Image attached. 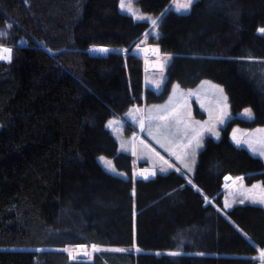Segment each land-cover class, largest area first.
<instances>
[{"label":"trees","instance_id":"16d2710c","mask_svg":"<svg viewBox=\"0 0 264 264\" xmlns=\"http://www.w3.org/2000/svg\"><path fill=\"white\" fill-rule=\"evenodd\" d=\"M172 0H136L159 15ZM120 0H0L11 62L0 60V264H257L264 208L223 210L227 175L264 186V161L230 138L264 126V0H197L169 10L156 43L172 59L159 93L144 86L134 47L149 29ZM104 46L115 51L92 54ZM123 49L127 53H122ZM221 85L235 116L208 136L191 180L133 177L131 155L107 123L134 105L164 102L174 84ZM198 118H205L195 105ZM134 128L127 123V133ZM125 172H108L99 156ZM191 181V183H189ZM212 199L214 203H208ZM72 259L68 246L129 247ZM179 253L170 255L169 253Z\"/></svg>","mask_w":264,"mask_h":264},{"label":"rangeland","instance_id":"374dc122","mask_svg":"<svg viewBox=\"0 0 264 264\" xmlns=\"http://www.w3.org/2000/svg\"><path fill=\"white\" fill-rule=\"evenodd\" d=\"M124 2L126 7L122 9L120 0V12L130 14L136 21L149 23L148 31L136 44L134 52L143 58L144 86L159 93L163 90L166 81V70L172 56L162 53L160 47L152 40H156L159 37L160 23L163 16L169 10L185 14L191 8L187 11L178 10L179 5L184 0H172L166 11L159 15H153L141 11L135 4L136 0H124ZM133 13L136 15H133ZM136 16H143L144 19H137ZM152 20H156V25L152 24ZM9 30V25L0 27V46L12 49L13 53L12 45L5 42ZM102 48L108 49V53L115 51L114 48L99 46L92 48L89 52L92 54L106 53L100 51ZM156 49L158 51H154ZM118 51L127 53L123 49H118ZM161 65L163 66L162 68ZM205 81L209 83L205 84ZM177 85L174 84L172 86L171 92L164 102L150 104L144 102L142 105H134L125 114L126 121L118 117H112L107 123L108 129L119 143V150L131 155L133 177L135 179L149 180L155 178L159 173L166 174L171 171H176L184 174L188 180H191L197 164L198 154L203 149L204 141L208 136L219 140L221 130L233 118L238 117L244 120L253 119V114L250 118L245 115V110L234 116L228 98L226 101L223 99V97H227L223 87L211 80L205 79L196 87L189 89L180 86L177 89ZM174 89H176L175 92ZM219 89H223V93ZM189 93L193 94L190 95ZM225 104L227 107H225ZM195 105L205 115V118L200 119L196 116ZM110 122H112L111 125ZM127 123L134 128V131L130 129L127 133ZM261 130H264V126L243 128L235 125L231 130L230 138L236 146L246 148L251 154L264 161V156H261L259 151L253 152L248 147V144L245 143V141H250L257 149L264 146V131ZM197 133H200L199 147L196 146L193 140L197 136ZM234 134L236 139H233ZM237 140L240 141L239 144ZM98 161L108 172L124 178L127 177L125 172L120 171L116 167L113 159L102 155L98 157ZM169 165H172V167H169ZM189 168H191V171H189ZM161 169L166 170L162 171ZM236 177L241 176H231L229 181L224 180L222 189L224 208L222 212L225 213V211L230 210L238 204H255L264 208V204L253 203L251 200L245 198V196H253L259 199L262 195V189H264L262 183L257 181L253 184H246L243 180V190L240 191H243L244 194L241 195L240 191H238L240 182L236 181ZM253 185H259L260 187L253 189ZM247 190L252 191L249 192ZM241 200L244 202L241 203ZM226 201L230 205L229 207H225ZM207 202L214 203L212 199H208ZM96 248L99 251H94L93 246L90 245H78L68 246L64 248V251L67 249L68 251L66 252L70 254L72 259L79 260H90L94 254L103 251L121 252L114 251V249H126L128 252L134 253L142 252L136 244L129 247L104 248L96 246ZM136 249H139V251ZM261 251H264V248L260 249L258 255L255 256L257 264H264V258L260 256Z\"/></svg>","mask_w":264,"mask_h":264},{"label":"snow or ice","instance_id":"6c2138e0","mask_svg":"<svg viewBox=\"0 0 264 264\" xmlns=\"http://www.w3.org/2000/svg\"><path fill=\"white\" fill-rule=\"evenodd\" d=\"M193 2H194V0H184V2H183L182 4L179 5L178 10H181V11H187V10H189V9L191 8ZM125 7H126V5H125L124 0H121V8L124 9ZM133 15H136V14L133 13ZM136 18H137V19H144L143 16H136ZM151 22H152L153 25H156V23H157L156 20H152ZM258 31L261 32V33H264V28H260V29H258ZM100 51L107 52L108 49H100ZM154 51H158V49H156V50H154ZM11 54H12V49H10V48H5V47L0 46V60H7L8 62H11V59H12V55H11ZM162 67H163V66L161 65V68H162ZM204 83H205V84H208L209 82L205 81ZM212 87H216V86H212ZM176 88L178 89V88H179V85H177ZM175 90H176V89H174V92H175ZM219 91H220L221 93H223V89H219ZM189 94L191 95V94H193V93H189ZM223 99L226 101V100H227V97H223ZM225 107H227L226 104H225ZM245 115H247V116H249V117L251 118V117H252L251 110H250V109H245ZM111 123H112V122H110V125H111ZM142 127H143V125H142ZM209 130H211V129H209ZM261 131H264V130H261ZM199 135H200V133H197V136L193 138V140L195 141L197 147L200 146V145H199ZM233 139H236L235 134L233 135ZM237 143L239 144L240 141L237 140ZM245 143L248 144V147H249L250 149H252L253 152H257V151H259V154H260L261 156H264V146H262L260 149H257V148H255V147L253 146L252 142H250V141H245ZM102 159H103V158H102ZM161 159H162V158H161ZM165 163H167V162L165 161ZM169 167H172V165H169ZM185 167H187V165H185ZM161 170H162V171H165L166 169H161ZM177 170H179V169H177ZM189 171H191V168H189ZM153 175H154V173H153ZM145 178H147V177H145ZM235 179H236V181H239V182H240L239 185H238V191L243 190V179H244V178H243V177H236ZM189 183H191V181H189ZM259 187H260L259 185H253V189H255V188H259ZM247 191L250 192V191H252V190H247ZM240 194L243 195V194H244L243 191H240ZM245 198L251 200L253 203L264 204V189H262V195L259 197V199H257L256 197H253V196H245ZM243 202H244V201L241 200V203H243ZM229 206H230V205H229V204L227 203V201H226V203H225V207H229ZM93 250H94V251H99V249L96 248L95 245L93 246ZM136 250L139 251V249H136ZM65 251H68V250L65 249ZM114 251H121V252H122V251H126V249H114ZM85 254H87V253H85ZM169 254H170V255H178L179 253H175V252H173V253H169ZM260 256H261V258H264V251H261Z\"/></svg>","mask_w":264,"mask_h":264},{"label":"water","instance_id":"95a60500","mask_svg":"<svg viewBox=\"0 0 264 264\" xmlns=\"http://www.w3.org/2000/svg\"><path fill=\"white\" fill-rule=\"evenodd\" d=\"M112 52V51H111ZM110 53V52H109ZM103 55L104 56H107L108 55V52H106V53H103ZM231 179V175H227L225 178H224V180H226V181H229Z\"/></svg>","mask_w":264,"mask_h":264},{"label":"crops","instance_id":"0c3cea01","mask_svg":"<svg viewBox=\"0 0 264 264\" xmlns=\"http://www.w3.org/2000/svg\"><path fill=\"white\" fill-rule=\"evenodd\" d=\"M3 61H7V60H3ZM8 62V61H7Z\"/></svg>","mask_w":264,"mask_h":264},{"label":"bare ground","instance_id":"6f19581e","mask_svg":"<svg viewBox=\"0 0 264 264\" xmlns=\"http://www.w3.org/2000/svg\"><path fill=\"white\" fill-rule=\"evenodd\" d=\"M6 48V47H5ZM103 49V48H102Z\"/></svg>","mask_w":264,"mask_h":264}]
</instances>
